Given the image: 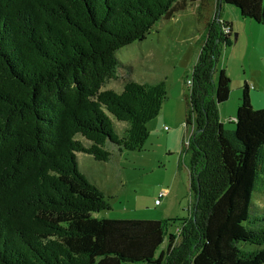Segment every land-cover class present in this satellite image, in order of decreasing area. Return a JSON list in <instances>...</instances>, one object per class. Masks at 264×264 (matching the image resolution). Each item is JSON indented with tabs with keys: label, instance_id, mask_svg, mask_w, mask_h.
Returning <instances> with one entry per match:
<instances>
[{
	"label": "trees",
	"instance_id": "trees-1",
	"mask_svg": "<svg viewBox=\"0 0 264 264\" xmlns=\"http://www.w3.org/2000/svg\"><path fill=\"white\" fill-rule=\"evenodd\" d=\"M195 2L189 214L97 218L110 207L76 153L140 151L166 100L163 81L126 71L120 90L103 89L125 69L116 52ZM222 4L264 26V0H0V264H264V107L243 84L233 128L219 121L230 80L222 69L213 79L215 64L235 42Z\"/></svg>",
	"mask_w": 264,
	"mask_h": 264
},
{
	"label": "rangeland",
	"instance_id": "rangeland-1",
	"mask_svg": "<svg viewBox=\"0 0 264 264\" xmlns=\"http://www.w3.org/2000/svg\"><path fill=\"white\" fill-rule=\"evenodd\" d=\"M197 5L198 2L190 3L183 12L160 20L144 40L116 52L125 69H119L116 78L103 89L120 90L126 71L141 84L163 81L166 100L159 114L146 124L148 138L140 151L118 152L109 148L112 156L107 162L76 153L79 171L103 191L110 207L95 213L97 218L148 221L173 218L180 221L189 214L192 197L185 169L189 155L184 145L190 137L191 127L185 125V93L199 51L197 39L204 26L196 21ZM220 15L221 20L230 22L231 37L238 35L231 47L222 49L213 75L216 80L219 70L224 69L230 80L229 97L220 108L224 113L221 120L225 128L232 129L229 114L235 115L243 75L248 78L250 71L255 72L256 65L264 67V26L240 18L237 10L226 4L220 6ZM230 49L233 50L231 56ZM259 86L263 88L261 84ZM163 192L165 195L158 200L157 195ZM257 196L258 205L263 206V196ZM155 200L159 203L155 204ZM179 221L170 231L178 227ZM164 247L165 242L159 251Z\"/></svg>",
	"mask_w": 264,
	"mask_h": 264
},
{
	"label": "crops",
	"instance_id": "crops-1",
	"mask_svg": "<svg viewBox=\"0 0 264 264\" xmlns=\"http://www.w3.org/2000/svg\"><path fill=\"white\" fill-rule=\"evenodd\" d=\"M232 53H233V50L229 51L230 56ZM241 54L244 58V55H243L244 53H241ZM232 58H234V57H232ZM218 61L219 60H217V62L215 64V69L218 65ZM256 66H257L256 69H254L255 72L250 71L248 78H246L245 74L243 75V84H246L248 86V94H249V98H250V103L253 106V108H262V107H264V67L261 66L260 64L256 65ZM257 70L258 71L260 70L259 72H261V73L260 74L257 73ZM260 84L262 85L263 88H260V86H259ZM223 115H224L223 110L219 106L218 107V117H219V121L222 123V125H224V123L221 120V117ZM229 116L231 118L228 121H231L234 119L235 115L229 114ZM185 169L188 172V168H185ZM188 175H189V172H188Z\"/></svg>",
	"mask_w": 264,
	"mask_h": 264
},
{
	"label": "built area",
	"instance_id": "built-area-1",
	"mask_svg": "<svg viewBox=\"0 0 264 264\" xmlns=\"http://www.w3.org/2000/svg\"><path fill=\"white\" fill-rule=\"evenodd\" d=\"M224 32H227L226 30L224 31ZM189 84V83H188ZM165 195V193L163 192V193H160V197H162V196H164ZM157 203V202H156Z\"/></svg>",
	"mask_w": 264,
	"mask_h": 264
},
{
	"label": "water",
	"instance_id": "water-1",
	"mask_svg": "<svg viewBox=\"0 0 264 264\" xmlns=\"http://www.w3.org/2000/svg\"><path fill=\"white\" fill-rule=\"evenodd\" d=\"M236 39H237V35H236V34H234V41H236Z\"/></svg>",
	"mask_w": 264,
	"mask_h": 264
}]
</instances>
